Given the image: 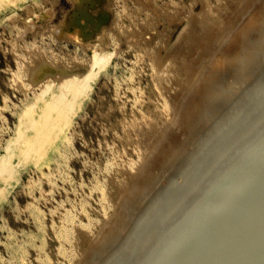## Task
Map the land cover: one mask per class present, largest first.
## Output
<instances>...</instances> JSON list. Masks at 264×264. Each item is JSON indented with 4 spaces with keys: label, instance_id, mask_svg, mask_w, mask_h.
I'll use <instances>...</instances> for the list:
<instances>
[{
    "label": "rangeland",
    "instance_id": "1",
    "mask_svg": "<svg viewBox=\"0 0 264 264\" xmlns=\"http://www.w3.org/2000/svg\"><path fill=\"white\" fill-rule=\"evenodd\" d=\"M245 25L256 47L264 0H1L0 170L10 171L0 173V264H89L103 252L142 191L192 143L212 102L236 75L250 76L253 66H233L251 56L233 45ZM215 61L225 71L216 76ZM91 71L87 95L68 111L52 108L65 78ZM262 119L244 123L203 166L174 207L179 216Z\"/></svg>",
    "mask_w": 264,
    "mask_h": 264
},
{
    "label": "bare ground",
    "instance_id": "2",
    "mask_svg": "<svg viewBox=\"0 0 264 264\" xmlns=\"http://www.w3.org/2000/svg\"><path fill=\"white\" fill-rule=\"evenodd\" d=\"M214 19H215V17H214ZM211 21L213 22V20H211ZM214 21L216 23V20H214ZM93 22H95V23H93ZM96 22H97L96 20L95 21L94 20L89 21L90 24L91 23H92V25L96 24V26L98 27L99 23H96ZM261 25H263V24H261ZM97 27H95V28H97ZM246 33H248V25H245L242 28V30L240 32H238L237 38L233 37L235 40L232 38L233 42L235 41V44H233V45H235L237 47L240 46V48H242V49H247L248 52L251 53V56L249 58V61L246 64L243 60H241L240 62L236 63L233 66H247V67L253 66V69H252V72L250 73V76L243 79V77H239L235 74L236 79H235V82L233 83V85L228 86V88L225 89L221 93L220 97L217 100H214V99H213L214 101L210 100L211 102L212 101L213 102H212V107L208 110L207 119H205L204 122H200V124L202 123L201 124L202 126H201L199 132L196 133L195 138L192 141V143L188 144V146L185 148L183 147L184 149L178 155V157L175 161L176 164L174 163L175 164L174 167L170 166L171 168H169V170H167V172L161 178L159 177L160 179L158 181L154 180L155 183H153L152 186H149L148 189L146 188L142 191V194L139 197L137 203L135 202L138 207L135 210H132L131 214H129L126 217L125 222L118 229L116 236L110 241V243L104 249V251L100 252L99 254H96L95 257H93V259L91 260V262L89 264H127L128 262H129L128 264H133L132 262L130 263L131 258L135 259L137 256L140 258V255L139 254L137 255L136 253H141V252H139V250L140 249L142 250V248H144V247H142L143 246L142 244H143V242H145V240H147L149 238V236H150V238L157 236V233L159 232V230L157 233H155V230L158 227L157 222H159V219L163 216L165 217V215H167L171 211L175 212L174 215H172L170 213L172 215L173 220L175 219L176 215L179 214V213H176V211H179L177 209H179V207L181 206V205L179 207L177 206V204H178L177 202L179 200V197L181 196V194H183V192H185L189 188L191 189V185L193 184L194 178L200 172V170L203 168V166H205V164H207V162H209V160L211 158H213V156L215 154H219V152L221 151L220 148L224 145V143L229 142L230 141L229 139H232V136L235 137L236 136L235 134L237 133L236 131H238L244 123H246L247 121H251V120L253 121L256 117H259L261 114L264 113V35L262 36V40L259 42L260 44H257L256 47H254L253 45H251V47H250L249 44L252 43L253 40H252V37H249L250 39H248V40H252V41L251 42L248 41ZM127 37H130V36H127ZM244 37L246 38V41H245ZM130 40H132V39H130ZM127 41L129 42V40H127ZM231 41L232 40H230V42ZM132 42H134V40ZM228 42H229V40H228ZM254 42H256V41H254ZM230 44H232V42ZM246 44H248V45H246ZM237 47L236 48L234 47V49L242 50L240 48L237 49ZM226 54H228V53H226ZM191 55H192V53H191ZM225 56H227V55H225ZM187 57H189V56H187ZM218 58H220V57H218ZM93 59H94L93 60L94 64L99 65L101 67L105 66L107 63V60H108L104 54H99L98 52H94ZM185 59L187 60L186 57H185ZM223 59H225V57ZM38 60L41 61V59H38ZM157 60H159V59H157ZM225 60H228V57ZM216 61H219V59ZM216 61H215V63H216ZM215 63H214V66L218 67L217 71L215 70L217 67L215 69H212V72H213V70L215 71V76L217 75L216 73H219L221 71H223V73H224L225 71L223 70L224 68L222 66V64L224 62H222V64L221 63L219 64L217 62L219 65H215ZM35 69H36L35 67L33 68V70H32V68L30 69V70H32V72H31L32 75L35 74ZM235 69H236V67H235ZM225 70H227V69H225ZM238 71H239V69L237 67L236 72L238 73ZM210 72H211V70L209 71V73ZM95 76H96V73L94 71H91L81 78H78V77H72V78H67V79L65 78L62 81V85L60 86L59 90L56 91L53 94V96L51 97L52 98L51 99L52 108L57 109L60 112L70 110L73 107L75 101L79 97H82L85 94L87 95V93L89 92V88L92 86L91 79H94ZM211 77H212V74H211ZM212 78L214 79V77H212ZM204 80H206V78L203 79V81ZM245 80H248V82H246ZM49 89H50V87L48 86L47 88L44 89V91L47 92V91H49ZM212 95H211V97H212ZM204 118H206V117H204ZM262 120H264V119H262ZM257 124L259 125V122L255 124L257 127H259L260 125L258 126ZM260 124H261V121H260ZM262 124L260 127H262L264 125V124L263 125ZM256 126L253 127L254 130L257 128ZM253 128H251V129H253ZM258 129H261V128H258ZM258 129L256 131H259ZM252 132H251V134H252ZM254 133L255 132H253V135H250L251 138L254 136ZM191 139H192V137H191ZM232 140H234V138ZM231 141H230V143H231ZM243 141H244V139H243ZM245 141H246V139H245ZM247 141H249V140H247ZM247 141H246V143L245 142H243V143L247 144ZM228 145H229V143H228ZM230 147L232 148V146H230ZM234 147H236V149H237L238 145L237 146L234 145ZM226 148H229V146H227ZM232 149H234V148H232ZM231 152H233V151H231ZM234 152H235V150H234ZM177 153H179V152H177ZM220 153L222 154V152H220ZM224 156H227V155H224ZM226 159H227V157L224 158V160L227 162ZM6 160H7V162H9V159H6ZM1 161H0V163H1ZM219 161H220V159H219ZM170 162L171 161H169V163ZM172 162H174V161H172ZM218 164H219V162H218ZM218 164L215 165L214 167L217 168ZM220 164H221V162H220ZM176 166H178V167L176 168ZM9 171L10 170L8 169V166H4L3 168H1L0 173L1 172H3V173L9 172ZM202 179H201V181L198 180V182L199 181L203 182ZM196 183H194V185L202 184V183H197V184ZM200 186L202 187V185H200ZM203 186H204V184H203ZM197 187H198V185H197ZM197 187H194L193 190H190V191H193L195 193L194 190H196ZM201 187L200 188L198 187L199 193L201 191ZM186 193H189V192H186ZM181 200H182V198H181ZM181 200L179 201V203L182 202ZM190 200L185 199L184 202L186 203L187 201H190ZM129 202H130V200H129ZM130 204L132 205V202ZM175 205H176V207H178L176 209V211H174ZM182 206H186V205H182ZM182 208H180V210ZM180 214H181V211H180ZM168 216L169 215H167L166 217H168ZM162 220L164 221L165 219L163 218ZM171 220H169L170 222L167 221L165 223V225L168 226L167 223L168 222L171 223ZM173 220H172V222H173ZM163 221H161V219H160V223ZM115 222H116V220H115ZM115 222H114V224H115ZM117 222H119V221H117ZM117 224L118 223H116V225ZM159 229H161V228L159 227ZM161 230L164 231V229H161ZM163 231H161V232H163ZM154 233L156 236L153 235ZM153 240H157V238H155ZM153 240L149 241L150 245H151L150 242H152ZM153 242H155V241H153ZM135 254L137 256L134 258L133 256H135ZM137 259H135V260H137Z\"/></svg>",
    "mask_w": 264,
    "mask_h": 264
},
{
    "label": "water",
    "instance_id": "3",
    "mask_svg": "<svg viewBox=\"0 0 264 264\" xmlns=\"http://www.w3.org/2000/svg\"><path fill=\"white\" fill-rule=\"evenodd\" d=\"M261 129L230 155L151 247L147 245L150 236L143 242L137 264H264Z\"/></svg>",
    "mask_w": 264,
    "mask_h": 264
}]
</instances>
